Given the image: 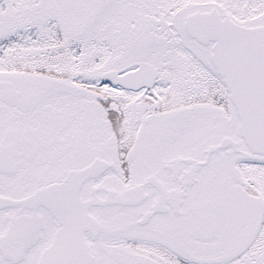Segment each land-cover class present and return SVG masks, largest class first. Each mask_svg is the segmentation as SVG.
<instances>
[{"label": "snow or ice", "instance_id": "obj_1", "mask_svg": "<svg viewBox=\"0 0 264 264\" xmlns=\"http://www.w3.org/2000/svg\"><path fill=\"white\" fill-rule=\"evenodd\" d=\"M0 264H264V0H0Z\"/></svg>", "mask_w": 264, "mask_h": 264}]
</instances>
